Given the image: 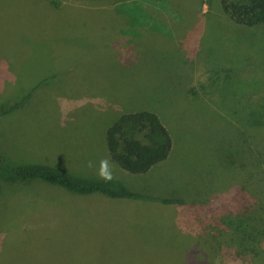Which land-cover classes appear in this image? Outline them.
I'll list each match as a JSON object with an SVG mask.
<instances>
[{"label":"rangeland","instance_id":"obj_1","mask_svg":"<svg viewBox=\"0 0 264 264\" xmlns=\"http://www.w3.org/2000/svg\"><path fill=\"white\" fill-rule=\"evenodd\" d=\"M35 1L0 0V62H11L13 58L6 67L0 65V264H9L3 259L8 260L6 255L17 249L16 240H23L27 230L31 233L35 230V234L38 230H60L57 226L62 225L57 220L53 224L49 217L62 210L63 201L73 198L72 202L64 203V211L70 214L77 213L76 206L83 201L58 185L37 179H13L12 170L16 165L23 169L46 165L77 178L90 170L97 172L100 161L108 157L105 130L110 120L125 112L124 109L139 107L141 103L147 107L141 109L154 111L155 102L165 106L169 116L166 118L172 124L168 128L178 136L179 148L172 164L164 166L160 162L143 174H131L115 164L112 182L132 190L179 197L190 189L176 184L180 186L186 179L197 184V171L192 167L193 160L203 155L204 150L197 144L200 136L210 135L211 152L214 135L218 142L216 149L224 146L228 156L233 135L232 128L228 127L239 123L244 112L264 113V21L250 27L236 24L223 13L220 0H143L144 10L161 19V33L164 30L170 34L158 37L154 31L139 28L143 35L137 46L135 43L119 46L120 50L129 46H133V51L142 49L145 55L138 59L132 53L134 62L122 74L113 71L112 54L104 45L98 44L84 59L85 40L107 33L103 32L107 30L104 16L99 18L96 12L103 8L102 12H108L112 5L129 1L131 7L133 0H44L48 12H41L43 6L37 8ZM61 12H66V16ZM43 26L56 34L64 29L68 36L78 40L75 66H64L73 63L68 60V52L64 56V47L56 52L51 49L53 53H50L45 39L36 38L37 29L43 33ZM154 34L157 40H152ZM143 42L149 52L141 47ZM125 56L130 55H123L124 61ZM104 60L107 64H102ZM115 63V68H126L119 60ZM52 74L55 77L43 88L42 94L30 98L21 108L1 115L37 82ZM154 112L161 118V108ZM204 119L210 122L202 131H196L195 123ZM258 158V163L264 166V151ZM89 161L93 163L92 168L88 167ZM41 212L46 213L43 220H39ZM121 227L124 232L114 242L113 256L99 259L98 264L158 261L192 264L181 255L179 248L173 249L172 254L164 255L161 251L158 261L153 257H134L136 249L145 251V244L136 242L132 230ZM73 229L69 234L74 233ZM140 231L136 232L138 238L148 239L150 235ZM174 234L171 231L169 237L175 248L181 239ZM66 238L63 233L61 237L54 234L38 241V259L42 252L46 261L50 257L68 261L63 258L68 255L61 254ZM19 259L27 260L25 255ZM87 259L96 264L98 254H91Z\"/></svg>","mask_w":264,"mask_h":264},{"label":"trees","instance_id":"obj_2","mask_svg":"<svg viewBox=\"0 0 264 264\" xmlns=\"http://www.w3.org/2000/svg\"><path fill=\"white\" fill-rule=\"evenodd\" d=\"M136 1L133 0L134 3L131 7V1H129L112 5L108 12L101 11L105 8L96 12L99 18L104 16V27L107 30L103 32L107 33L95 36L91 34L92 36L85 40L86 55L84 59L92 50L98 48V44L104 45L107 47V51L112 54V62L114 63L111 64V67L113 71L126 74L130 64L134 62V60L132 61L133 56L135 55L139 59L140 56L145 55L143 53L145 51L142 49L135 50V48L133 51V46L120 50V46L134 43L137 46L143 35V32L138 31L139 28L144 31H154L158 37L161 34H170V31L164 30L161 33V19L144 10L145 1ZM35 2L37 8L44 10L41 12H48V7L43 5L44 0H36ZM135 6L138 9L132 10V7ZM220 7L231 21L239 25L250 27L264 21V0H220ZM133 12L144 13L138 16ZM61 13L66 16V12ZM56 23V20H54L53 24ZM50 30L44 28L43 33H41L37 29L36 38L45 39L44 42L50 46V53H53L51 49L56 52V49L60 48L61 51V48L64 47V56L66 57L68 52V60L73 62L64 66H68V68L75 66V58L78 56L76 51L78 40L76 41L74 40L75 37L68 36L64 29L56 31L57 34ZM110 34L112 37H109ZM157 36L154 34L152 40H157ZM144 42L141 47L149 52ZM53 45L56 46L51 47ZM11 54L12 52L7 56L8 59ZM125 54L130 56H125L127 59L124 61L122 58ZM56 60L60 62L61 59L58 60L57 58ZM117 60L126 66L124 70L115 68ZM3 62L4 60L0 62V65L4 68L7 64L13 62V58L11 62L9 60ZM102 64H107V62L104 60ZM53 66L58 65L53 64ZM54 77L55 74H52L37 82L18 101L3 110L1 115L4 116L21 108L38 93L42 94L43 88ZM90 89L94 92L93 88ZM173 93H176V91ZM98 102L101 104L100 101ZM154 104V111H159L161 108L163 121L154 111L141 109L147 108L146 104L141 103L139 107L124 109L125 112H122L113 121L110 120V124L105 130L108 157L118 167L131 174L147 173L160 162L161 164L163 162L164 166L172 164L179 148L178 136L171 134L168 128L172 124L166 118L169 116L165 112V106H160L155 102ZM229 116L231 117V115ZM209 122L210 120L204 119L199 123H195L198 126L195 128L196 131H202L207 126L206 123ZM228 128H232L233 133L229 142V158L226 156L224 146L221 149H216L218 142L214 135L212 139L214 147L211 152L208 146V136L210 137V135L205 134L204 137H199L201 140L197 144H200L199 148L204 151L202 152L203 155H198L193 160L192 167V170L197 171L195 178L198 181L197 184H193L190 183L189 179H186L180 186L176 184V186L185 190L190 189L189 193L180 194L179 197L158 195L153 192L147 193L146 190L141 189L132 190L127 186L118 184V182L113 183L112 180L105 182L100 179L94 170L87 171L81 175L82 177L77 178L55 167L46 165H35L28 169L18 168L16 165V168L12 170L13 179L23 181L37 179L51 183V185H58L72 192L71 194L74 197L81 200L84 197L88 199L95 196L98 199L108 201L121 199L161 203L168 208H173L176 215H179L178 219L182 231L181 244L175 248L172 240L166 237L165 234L161 235V251L164 255L167 252L172 254L173 249L179 248L178 251L181 255L192 264H196L195 259H198L201 264H264V166L257 161V159L259 160L258 156L264 151V113L244 112L243 119L240 118L239 123L236 122ZM248 162L251 164H248ZM252 162L254 165H252ZM68 201L72 202L73 198L62 202L63 211L65 210L64 203H69ZM62 210L53 213L49 220H52L53 224L57 220L61 225H65L66 230H63L67 238L63 251L68 256L63 258L68 259L70 262L68 264H77V257L75 256L77 250L94 251L96 246L85 241L80 242L79 238L84 237L81 234H78L79 237L69 234L73 227H75L73 232H77L78 226L82 222L75 216L79 211L70 214L67 210L64 212ZM45 214L41 212L39 220H43ZM67 215H70V217ZM38 231V234H35V230L33 233L27 230L23 233L24 237L21 241L16 240L15 237L12 238V240H16L17 245L15 247L17 249L7 256L14 264H43L41 262H44L45 257L41 252L38 259L36 245L38 241H44L54 235L55 231L49 229ZM100 240L97 247L100 251L116 248L114 243L110 245L109 241L104 238ZM192 252L194 256L191 255ZM20 255H25L27 260L31 259L28 262L21 261L19 259ZM2 258L4 257L2 256Z\"/></svg>","mask_w":264,"mask_h":264},{"label":"crops","instance_id":"obj_3","mask_svg":"<svg viewBox=\"0 0 264 264\" xmlns=\"http://www.w3.org/2000/svg\"><path fill=\"white\" fill-rule=\"evenodd\" d=\"M80 203L78 204L79 212L75 216L82 220V222L79 224L77 232L72 234L78 237V234H81V236L84 237L82 239L79 238L80 242L85 241L91 243L95 245L96 248L94 251L86 249L77 250V254L75 255L77 257V264H94L87 259L91 254H98V261L96 264H98L99 259H104L105 256L112 257L114 252L112 248L100 251L97 247L102 238L109 241L110 245L114 243L115 240H118L124 232V227L121 226H125L126 230L130 229L133 231L131 235L137 238V243L145 244V251L140 252L136 249L134 257H153L154 261H158L157 258L161 257V235L165 234V236L171 240L169 237L171 231L175 233L174 235H176L178 239L182 240L181 224L178 219L179 215H176L173 208H168L161 203L155 201L141 202L121 199L108 201L98 199V197L95 196L88 199L84 197L82 203ZM64 208H66V206ZM73 221L75 222L76 220L73 219ZM58 228H60V230H57L53 234L58 236L63 235V229L66 230L65 225L57 226V229ZM141 229L142 232H146L150 235L148 239L138 238L139 235L136 232H141ZM101 245H103V243H101ZM61 254L64 255L65 252L63 251ZM8 257L9 256L6 255V258ZM19 257H23V255ZM3 261L4 263L8 261L9 264H14L9 258L8 260L3 259ZM25 262H27V260H25ZM67 262L70 263L69 261L62 262L61 259L55 260L50 257V261L44 259V262L41 263L67 264ZM35 263H37V261H35ZM154 264H161V261Z\"/></svg>","mask_w":264,"mask_h":264},{"label":"clouds","instance_id":"obj_4","mask_svg":"<svg viewBox=\"0 0 264 264\" xmlns=\"http://www.w3.org/2000/svg\"><path fill=\"white\" fill-rule=\"evenodd\" d=\"M88 167H93V163L91 161L88 162ZM114 168L115 164L111 160V158H104L100 161L99 168L97 169V175L100 177V179L104 180L105 182L111 181L115 178L113 171Z\"/></svg>","mask_w":264,"mask_h":264}]
</instances>
